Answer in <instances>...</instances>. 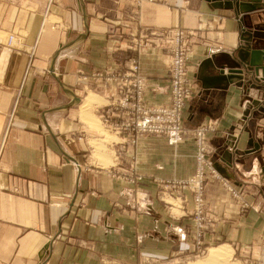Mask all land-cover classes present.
<instances>
[{"label":"crops","instance_id":"1","mask_svg":"<svg viewBox=\"0 0 264 264\" xmlns=\"http://www.w3.org/2000/svg\"><path fill=\"white\" fill-rule=\"evenodd\" d=\"M227 1L0 0V264H145L186 251L192 195L175 196V215L161 191L196 171L191 131L211 120L210 157L239 195L209 175L207 243L263 249L264 67L247 70L239 53L252 61L246 37L264 50V0ZM172 29L189 32L195 89L175 145L117 128L133 118L118 101L133 61L142 103H171L168 44L151 32ZM253 59L264 66L261 52ZM237 61L243 73L231 72ZM104 116L116 140L97 157L91 144L104 136L85 119L106 126Z\"/></svg>","mask_w":264,"mask_h":264},{"label":"built area","instance_id":"2","mask_svg":"<svg viewBox=\"0 0 264 264\" xmlns=\"http://www.w3.org/2000/svg\"><path fill=\"white\" fill-rule=\"evenodd\" d=\"M187 37L188 33L182 29H173L165 34L166 42L169 44L171 72V103L169 105L148 107L142 103L144 79L138 74L136 62H132L131 73L134 79L129 85L128 82L125 84V89L118 101L120 107L129 110L133 118L129 123L117 125V128L131 127L138 132L163 134L171 145L178 144L184 139L188 133L184 123L185 106L188 98L194 93L193 85L188 77L187 54L190 47ZM16 39L14 35H10L8 45L11 46ZM109 120L108 116H104L106 123ZM216 125V120H211L191 131L197 147L196 171L191 177L179 182L195 191L197 210L204 208L206 204L205 194L209 175L220 178L227 189L235 196L239 195L229 180L222 178L209 156L208 134L215 129Z\"/></svg>","mask_w":264,"mask_h":264},{"label":"rangeland","instance_id":"3","mask_svg":"<svg viewBox=\"0 0 264 264\" xmlns=\"http://www.w3.org/2000/svg\"><path fill=\"white\" fill-rule=\"evenodd\" d=\"M20 1H25L27 3L34 5V6H43L48 0H20ZM182 30H184V29H182ZM184 31H186L189 34V32L187 30H184ZM167 32L168 31L162 32L159 34H154L151 32V34L161 37V41L162 42L164 41V43H167L166 39H165V34ZM6 41L8 42V40H6ZM14 42H16V40H14ZM188 45L190 47L189 38H188ZM168 55H169V44H168ZM169 65H170V62H169ZM187 66H188V54H187ZM138 69H139V67H138ZM188 72H189V70H188ZM170 81H171V72H170ZM190 81H191V79H190ZM194 93H195V89H194ZM193 94L190 97H193ZM118 110H121V109L118 108ZM91 125H93L92 126L93 130L96 133H98L99 135L102 134L104 136V139H105L104 141H100V140L99 141H92V144H91L94 147L95 155L97 157H100L99 154L101 153V151L106 150L109 143L112 144V141H114L116 134H115V132L111 131L110 129H107V126L110 124H108L106 122H105L106 126H104L100 122H98V125L97 124L95 125L94 122ZM111 144L109 145V149L111 147ZM109 149H107V151H109ZM196 151H197V149H196ZM87 152H89V151H87ZM209 156H210V152H209ZM209 179H208V181H209ZM181 180H185V179L174 180L170 183L169 187H163L162 191H161V195H162L161 200L163 201V203L165 204V206L168 208L169 211H172L175 215H177V214L181 213L180 205L183 207V203L180 200H178L175 196H177V194H179V193H184L185 191L189 192L192 195V199L194 202L193 203L194 207H193V211H192V216H193L194 222H193V226H192L191 231L187 233L188 234L187 240H188V243H191L193 246H187L186 251L185 250H177V252L174 255H172L171 257H168L166 259H163L162 261H154L153 259L147 257L145 264H186L187 262H189L191 260L203 259V258L208 257V255L210 253V249L212 247L221 245L220 243H214L211 245H209L207 243V241H208L207 232L210 228L209 224L212 221V219L209 215L210 210L208 209L209 205L207 203V200H206V204H205L204 208L197 210L196 202H195V191H193L191 188H188V187H185V186L179 184V182ZM206 194H207V187H206ZM178 202H180L181 204L179 205ZM171 207H173V208H171ZM242 208H243V211L246 212L247 210L251 209V203L248 200L243 201ZM235 260H237L236 264H264V245H263V249L261 251H259V253H252L250 251V252L244 253V255L243 254L240 255L239 253H236L232 250L231 259L226 264H234Z\"/></svg>","mask_w":264,"mask_h":264},{"label":"bare ground","instance_id":"4","mask_svg":"<svg viewBox=\"0 0 264 264\" xmlns=\"http://www.w3.org/2000/svg\"><path fill=\"white\" fill-rule=\"evenodd\" d=\"M96 99H97V97L95 95H93V94L88 95V97L84 100V102L81 105L82 106L81 109H83L82 111H84V112H82L83 115L88 113L89 108H91L92 104L96 101ZM87 115H88L87 118H89V114H87ZM84 118H85V116H84ZM87 118L85 120H87V122L89 121L88 124L89 123L92 124L93 122L90 121V120H92V118L90 120ZM104 140L105 139H103L102 141H104ZM231 256H232V248L229 247L228 245L215 246V247H212L210 249V253H209L208 257L203 258V259L191 260V261L187 262L186 264H226L230 261Z\"/></svg>","mask_w":264,"mask_h":264},{"label":"water","instance_id":"5","mask_svg":"<svg viewBox=\"0 0 264 264\" xmlns=\"http://www.w3.org/2000/svg\"><path fill=\"white\" fill-rule=\"evenodd\" d=\"M226 2H228V1L226 0ZM254 37H257V35H254ZM245 40H246V44L243 45V47H241L242 50H243V52L245 50L252 51L253 58L255 56H258L260 54V52H261L262 57H263V60L262 61H264V50H261L260 51V50L251 49L250 48L251 47V44H250V40L251 39L246 37ZM239 58H240V61L245 65V67H246L247 70H253V69H255L256 71H258L259 68H263L264 67L263 66V62H257L253 58H252V61H247V59L245 58V56L244 55L243 56L241 55V52L239 53ZM241 62H238L237 61L233 65H230L231 72L243 73V68H242V63ZM220 68H224V65H220ZM218 87L225 88V86H222V85H218Z\"/></svg>","mask_w":264,"mask_h":264}]
</instances>
